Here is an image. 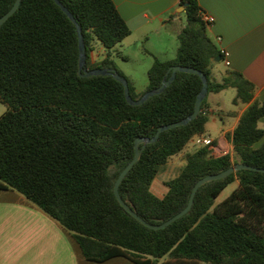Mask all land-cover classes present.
I'll return each instance as SVG.
<instances>
[{
    "label": "trees",
    "instance_id": "1",
    "mask_svg": "<svg viewBox=\"0 0 264 264\" xmlns=\"http://www.w3.org/2000/svg\"><path fill=\"white\" fill-rule=\"evenodd\" d=\"M61 1L82 27L88 68H116L112 50L131 28L114 0ZM185 1L187 22L178 33L176 57L163 60L152 54L146 90L137 92L128 79L132 97L161 85L168 70L180 64L204 71L209 92L235 87L233 103L250 105L232 134L237 158L197 147L187 153L179 174L167 181L163 197L152 191V184L171 157L195 135L206 133L207 97L195 119L164 130L142 150L119 192L152 224L182 211L200 178L238 162L264 168V128L259 125L264 101H252L255 85L237 70H228L221 82L212 79V69L224 55L209 35L197 0ZM14 2L0 0V17ZM96 40L107 51L101 60L92 58ZM79 68L73 20L55 0H22L0 27V100L8 107L0 116V188L21 193L58 221L89 260L124 256L137 264H264L263 171L241 169L204 183L192 208L162 229L143 224L115 194L120 172L135 155L136 139L151 137L159 126L191 114L201 77L178 71L162 93L133 105L114 76H84ZM236 180L239 185L217 202Z\"/></svg>",
    "mask_w": 264,
    "mask_h": 264
},
{
    "label": "crops",
    "instance_id": "2",
    "mask_svg": "<svg viewBox=\"0 0 264 264\" xmlns=\"http://www.w3.org/2000/svg\"><path fill=\"white\" fill-rule=\"evenodd\" d=\"M119 12L131 28V34L118 47L141 48L146 41L147 54L163 60L176 57L178 33L187 22L185 0H114ZM205 12L214 16L208 25L210 37L220 49L229 51L230 65L223 59L215 63L212 79L221 82L228 70H237L255 85L253 100L264 101V0H197ZM130 39H134L130 43ZM154 39V40H152ZM130 43V44H129ZM135 44V45H132ZM103 59L107 55L102 45ZM120 49V50H121ZM92 51V58L97 60ZM100 59V58H98ZM143 92L148 81L138 86ZM235 87L208 92L209 120L206 135L214 139L213 154L231 153L234 156L232 134L250 103H233ZM264 128V116L259 121ZM156 179L152 191L163 197L168 186L159 187ZM167 259L161 258L159 263ZM0 264H137L124 256L105 261L87 259L72 236L58 221L28 200L21 193L0 188Z\"/></svg>",
    "mask_w": 264,
    "mask_h": 264
},
{
    "label": "water",
    "instance_id": "3",
    "mask_svg": "<svg viewBox=\"0 0 264 264\" xmlns=\"http://www.w3.org/2000/svg\"><path fill=\"white\" fill-rule=\"evenodd\" d=\"M55 1L67 13V15L73 20V22L75 23V25L77 27L78 38H79V51H80L79 74L84 75V76H90V75H112V76H114L117 80H119L123 83L124 88H125V95H126V98L130 104H133V105L143 104L150 97H152L156 94L162 93L166 89V87L169 86L174 81L178 71H186V72L196 73L202 79L203 86H202V88H201V90H200V92L196 98L195 109L191 114H189L188 116L184 117L181 120L159 126L156 133L151 137H138L135 141V155H134L133 159L120 172V174H119V176L115 182V186H114L115 194H116L119 202L134 217H136L139 221H141L143 224H145L149 228H152V229L165 228L166 226H168L169 224H171L175 220H177L180 217H182L183 215H185L192 208L193 203H194V199H195V195H196L198 189L200 188V186L203 185L204 183L211 181V180H216V179L226 177L229 174H231L232 172H235V171H238L241 169H251V170H258V171L264 172V168H260L257 166L238 162V163L234 164L233 166L229 167L228 169H226L220 173L211 174V175H207L205 177L200 178L196 182V184L194 185V187L192 189L189 204L182 211H180L179 213H177L173 217L169 218L168 220H166L162 224H152V223L146 221L144 218H142L132 207H130L123 200V198L119 192V185L122 182V180L124 179V177L127 175V173L132 169V167L138 161V159L140 158V155L142 153V150L147 146V144L157 141L160 137L161 132H163L164 130L170 129V128H173L176 126L186 125L198 116L199 112L201 111L202 101L204 100V98L207 96V94L209 92L208 77H207L206 73L200 69H197V68L192 67V66L176 64V65H173L168 70L167 75L164 77L161 85H159L158 87L153 88L151 90H147L146 92H144V94L140 98H137V99L133 98L131 95V92H130V84H129L128 78L121 75L117 68H115V67H100V68H93V69L88 68L86 43L84 40L82 27L80 26V24L78 23V21L74 17L73 13L69 10V8L66 5H64L62 3L61 0H55ZM21 2H22V0H15L12 7L4 15H2L0 17V27L18 9ZM187 5H188V2L185 3V6H187ZM220 59H221V57L218 56L216 58V61H220ZM170 72H171V76L168 77Z\"/></svg>",
    "mask_w": 264,
    "mask_h": 264
},
{
    "label": "rangeland",
    "instance_id": "4",
    "mask_svg": "<svg viewBox=\"0 0 264 264\" xmlns=\"http://www.w3.org/2000/svg\"><path fill=\"white\" fill-rule=\"evenodd\" d=\"M130 40L131 43L134 39ZM93 46V53H95L94 56L97 60H101L102 52L100 48H102V43L96 40L93 42ZM141 46L142 47L139 49L136 46H130L127 51H124L129 55V59H125L123 57V50L120 48V44L114 51H112V57L115 61L116 68L126 75L132 82L134 81V83L138 86H142L148 81V72L154 60L153 56L145 52V48L148 46V43L145 41ZM7 109V105L0 100V116L3 115ZM196 148L197 147L193 143H189L179 154L171 157L162 171L158 174L156 184L159 187H165L167 185V181L177 176L182 167L185 165L187 153L194 151ZM238 185V180L228 185L217 198V202L225 199Z\"/></svg>",
    "mask_w": 264,
    "mask_h": 264
},
{
    "label": "built area",
    "instance_id": "5",
    "mask_svg": "<svg viewBox=\"0 0 264 264\" xmlns=\"http://www.w3.org/2000/svg\"><path fill=\"white\" fill-rule=\"evenodd\" d=\"M200 14L202 16V19L206 21L209 25L215 21L214 16L205 12L202 9L200 10ZM221 52L224 55L223 59L225 60V63L227 65H230L231 61L229 59V54H230L229 51L222 48ZM189 143H193L196 147L208 146L212 150L214 148V139L210 135H206V134L195 135Z\"/></svg>",
    "mask_w": 264,
    "mask_h": 264
}]
</instances>
